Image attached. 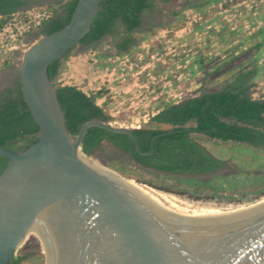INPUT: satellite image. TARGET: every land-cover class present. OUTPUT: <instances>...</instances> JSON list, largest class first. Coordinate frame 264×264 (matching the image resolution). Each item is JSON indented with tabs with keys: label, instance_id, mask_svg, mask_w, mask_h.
Segmentation results:
<instances>
[{
	"label": "water",
	"instance_id": "95a60500",
	"mask_svg": "<svg viewBox=\"0 0 264 264\" xmlns=\"http://www.w3.org/2000/svg\"><path fill=\"white\" fill-rule=\"evenodd\" d=\"M103 1L77 0L65 27L21 55L19 90L39 131L21 152L0 149L7 159L0 173V264H12L36 220L49 230L51 264H264V199L212 219H180L160 213L123 177L79 159L90 127L129 136L140 155H149L158 137L142 153L127 128L92 120L76 137L66 130L46 70L79 44Z\"/></svg>",
	"mask_w": 264,
	"mask_h": 264
},
{
	"label": "trees",
	"instance_id": "16d2710c",
	"mask_svg": "<svg viewBox=\"0 0 264 264\" xmlns=\"http://www.w3.org/2000/svg\"><path fill=\"white\" fill-rule=\"evenodd\" d=\"M179 1L191 0H160L163 4ZM76 3L77 0H59L46 5L45 8L52 10L54 17L42 25L43 35L65 27ZM23 5L19 0H0V14H8ZM156 5L155 0L103 1L98 6L88 32L78 45L96 51V44L107 37L118 54L126 53L133 45V32L139 28L141 16L155 11ZM171 14L179 15L177 12ZM256 30L261 35L260 28ZM251 49L261 51L263 45L256 42ZM214 63L215 59L208 63L200 55L195 65L201 68L206 77L210 75L208 66ZM9 66L10 61H7L1 67ZM60 68L61 59L49 64L46 73L55 88L69 135L76 137L80 127L92 120H100L110 126V118L104 110L109 101L105 85L95 90L88 87V92H84L75 84L57 81ZM216 69L220 70V67ZM256 77V66L247 65L241 67L232 80L224 85L207 91L200 84L196 91L179 101L166 103L156 109L143 127L131 130L142 153L149 151V140L158 136L152 142L153 149L149 155L138 154L129 136L110 133L98 127L86 130L80 152L92 156L93 150L101 142H109L139 167L170 175L171 183L168 186L155 187L145 183L146 185L190 200H210L216 205L233 208L262 200L264 91L257 87ZM164 126L167 128L162 129ZM38 131L19 88L14 97L7 90L0 99V149L21 152L36 141ZM166 131L171 132L162 135ZM204 142H216L217 145L230 147L227 155L229 160L210 153ZM227 161L232 163L234 170L225 174L218 173L226 166ZM6 163L7 159L0 157V173ZM110 168L127 176L121 169ZM22 261L23 257H13L12 264H21Z\"/></svg>",
	"mask_w": 264,
	"mask_h": 264
},
{
	"label": "rangeland",
	"instance_id": "374dc122",
	"mask_svg": "<svg viewBox=\"0 0 264 264\" xmlns=\"http://www.w3.org/2000/svg\"><path fill=\"white\" fill-rule=\"evenodd\" d=\"M155 1L156 10L141 16L142 25L133 32V45L126 53L118 54L107 37L96 44V51L77 45L61 59L57 81L75 84L84 92H88V87L95 90L105 85L109 101L104 110L110 126L130 130L143 127L156 109L179 101L196 91L200 84L211 91L230 82L247 65L256 66V84L264 91V0H191L175 4ZM172 12L179 15L172 16ZM165 15L172 16L171 20ZM256 42L262 43L263 50L251 49ZM200 55L208 63L215 59L208 66L209 76L205 77L195 65ZM20 62L21 54L15 55L9 67L0 68V76L7 75L0 89L18 84ZM204 146L210 153L229 160L230 147L216 142H204ZM85 157L97 166L166 195L181 209L228 211L255 203L233 208L160 191L145 183L168 186L169 174L141 168L106 143L101 144L94 156ZM110 167L121 169L127 176ZM231 170L234 166L227 161L218 173ZM14 257H23L21 264H47V243L39 226L28 234Z\"/></svg>",
	"mask_w": 264,
	"mask_h": 264
},
{
	"label": "built area",
	"instance_id": "2783aa9c",
	"mask_svg": "<svg viewBox=\"0 0 264 264\" xmlns=\"http://www.w3.org/2000/svg\"><path fill=\"white\" fill-rule=\"evenodd\" d=\"M53 17L52 10L38 6L0 14V68L5 62L12 61L15 55H22L29 46L25 36Z\"/></svg>",
	"mask_w": 264,
	"mask_h": 264
},
{
	"label": "bare ground",
	"instance_id": "6f19581e",
	"mask_svg": "<svg viewBox=\"0 0 264 264\" xmlns=\"http://www.w3.org/2000/svg\"><path fill=\"white\" fill-rule=\"evenodd\" d=\"M9 77V76H8ZM7 75H1L0 76V87L2 84L6 81ZM80 160L84 161L87 164H90L96 168H99L103 171H106L110 174H113L114 176L122 179V177L111 171L110 169L97 166L91 162V160L86 159L85 157H82L81 155L78 156ZM125 182H127L129 185H131L135 190H137L150 204L153 206L156 210H158L160 213L166 214L168 216L180 218V219H187V220H205V219H212L219 216H222L225 214L224 211L219 210H213V209H181L174 205V203L171 202L170 198H168L166 195L161 194L148 186L141 185L138 183H135L132 180L126 181V179H122ZM173 197V196H172ZM215 209V208H214ZM40 227L42 232L45 235L46 243H47V264H51L52 259V245H51V237L48 228L44 227L39 223L37 220L34 221L30 227L29 233L36 228ZM28 233V234H29Z\"/></svg>",
	"mask_w": 264,
	"mask_h": 264
},
{
	"label": "flooded vegetation",
	"instance_id": "af4514ba",
	"mask_svg": "<svg viewBox=\"0 0 264 264\" xmlns=\"http://www.w3.org/2000/svg\"><path fill=\"white\" fill-rule=\"evenodd\" d=\"M21 2L24 3V5L20 8H24V7H30V6H38V7H43V6H46V5H43V4H51V3H45L46 1H53V0H19ZM54 3V2H53ZM18 8V9H20ZM141 23H140V26L139 28L141 27L142 25V20L140 19ZM139 28L137 30H139ZM18 84L14 85L13 87L12 86H8V87H5L4 89H0V99L6 94V91H10L12 96L14 97L16 95V91L17 89L19 88V82L17 81ZM140 127L138 128H134V129H139ZM150 141V140H149ZM102 143H106L108 145H110L111 147H113L114 149H116L117 151H119L120 153H122L123 155L129 157L128 155L124 154L121 150H119L116 146L110 144L109 142H101L99 144V146L97 148H95L92 152V156L95 155V152L96 151H99V149L101 148V144ZM86 156V155H85ZM88 157H91V156H88ZM130 158V157H129ZM133 161V160H132Z\"/></svg>",
	"mask_w": 264,
	"mask_h": 264
},
{
	"label": "crops",
	"instance_id": "0c3cea01",
	"mask_svg": "<svg viewBox=\"0 0 264 264\" xmlns=\"http://www.w3.org/2000/svg\"><path fill=\"white\" fill-rule=\"evenodd\" d=\"M59 0H53V1H46L45 3H55ZM172 4H175V3H172ZM167 18H169V20H171L172 16L170 17V15H165ZM42 27V26H41ZM38 28L34 31H32L31 33L27 34L25 36V41L28 42V43H32L34 42L36 39H38L39 37H41L43 35V32H42V28Z\"/></svg>",
	"mask_w": 264,
	"mask_h": 264
}]
</instances>
